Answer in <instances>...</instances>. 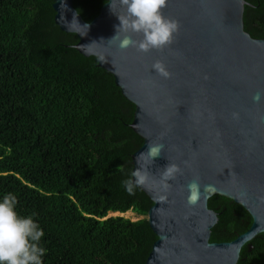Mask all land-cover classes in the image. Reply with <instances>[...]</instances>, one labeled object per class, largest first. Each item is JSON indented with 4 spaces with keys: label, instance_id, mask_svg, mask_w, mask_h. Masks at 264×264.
Listing matches in <instances>:
<instances>
[{
    "label": "trees",
    "instance_id": "obj_1",
    "mask_svg": "<svg viewBox=\"0 0 264 264\" xmlns=\"http://www.w3.org/2000/svg\"><path fill=\"white\" fill-rule=\"evenodd\" d=\"M246 1L244 29L264 38V0ZM52 2L0 0V195L13 192L21 214L36 213L43 264H145L157 238L146 219L152 202L122 184L142 144L130 126L135 107L95 57L72 46L78 39L55 23ZM72 2L90 21L105 0ZM208 207L218 213L210 241L250 226L227 197L211 196ZM128 210L143 217L108 216ZM236 264H264L263 232Z\"/></svg>",
    "mask_w": 264,
    "mask_h": 264
},
{
    "label": "water",
    "instance_id": "obj_2",
    "mask_svg": "<svg viewBox=\"0 0 264 264\" xmlns=\"http://www.w3.org/2000/svg\"><path fill=\"white\" fill-rule=\"evenodd\" d=\"M52 1L55 23L78 39L72 46L95 57L135 107L130 126L142 144L131 154V171L148 143L164 145L152 163L146 156L139 161L147 163L150 179L138 188L152 202L146 219L157 237L145 264H236L242 246L264 233V96L252 100L264 91V38L244 29V5L249 3L167 0L163 14L179 22L172 43L140 52L107 41L119 24L110 0L90 21L72 0H63L66 7ZM113 11L123 10L114 3ZM74 13L80 24L88 23L86 34L64 23L62 17L70 22ZM157 59L171 73L168 78L152 69ZM169 162L181 171L169 181L166 199L157 201L159 173ZM194 179L199 197L188 205L187 185ZM215 194L241 205L251 217L250 226L232 240L210 241L218 213L208 207V199Z\"/></svg>",
    "mask_w": 264,
    "mask_h": 264
},
{
    "label": "clouds",
    "instance_id": "obj_3",
    "mask_svg": "<svg viewBox=\"0 0 264 264\" xmlns=\"http://www.w3.org/2000/svg\"><path fill=\"white\" fill-rule=\"evenodd\" d=\"M61 2L66 7L63 0ZM114 3H118L123 11L114 12ZM166 3L167 0H110L109 9L117 16L119 24L116 26L115 34L107 41H116L120 49L135 48L140 52L170 45L174 33L179 29V22L163 14L162 9ZM75 17L76 13L73 14L70 22L65 21L64 17L62 19L68 30L76 26V32L81 35L86 34L89 28L88 23L80 24ZM80 28H83L82 32L79 31ZM133 34H138L140 38L136 39ZM151 67L165 78L171 75L163 61L159 59L154 60ZM262 96L264 91L258 90L252 96V100L259 102ZM238 115L237 112L232 113L233 118H237ZM163 148V144L148 143L146 150L136 155L137 167L131 171L128 178L122 181L125 191L132 194L136 187L147 185L150 179L147 163L140 165L139 161L146 156L152 163L153 158L158 156ZM180 171V166L176 163L169 162L163 167L158 177L161 195L157 197V201L166 199L171 187L169 181L175 179ZM187 189V203L195 205L199 197L197 180H192L187 185ZM35 216V212L21 214L17 210L15 193L6 192L0 195V264H43L42 257L47 251L41 244L44 230L34 219Z\"/></svg>",
    "mask_w": 264,
    "mask_h": 264
},
{
    "label": "rangeland",
    "instance_id": "obj_4",
    "mask_svg": "<svg viewBox=\"0 0 264 264\" xmlns=\"http://www.w3.org/2000/svg\"><path fill=\"white\" fill-rule=\"evenodd\" d=\"M115 214H117V212H114V213L109 212L108 213V215H115ZM122 215L127 217V218H130L132 220H136V219L143 217V216H139V215L135 214L134 212H132V210H128V211L122 213Z\"/></svg>",
    "mask_w": 264,
    "mask_h": 264
},
{
    "label": "bare ground",
    "instance_id": "obj_5",
    "mask_svg": "<svg viewBox=\"0 0 264 264\" xmlns=\"http://www.w3.org/2000/svg\"><path fill=\"white\" fill-rule=\"evenodd\" d=\"M100 69V68H99ZM102 70V69H101ZM250 216V215H249Z\"/></svg>",
    "mask_w": 264,
    "mask_h": 264
}]
</instances>
